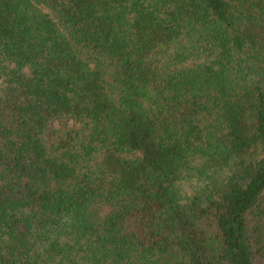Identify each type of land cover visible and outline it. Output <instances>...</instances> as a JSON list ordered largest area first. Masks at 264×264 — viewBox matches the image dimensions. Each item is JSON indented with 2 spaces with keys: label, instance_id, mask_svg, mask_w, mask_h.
Instances as JSON below:
<instances>
[{
  "label": "trees",
  "instance_id": "obj_1",
  "mask_svg": "<svg viewBox=\"0 0 264 264\" xmlns=\"http://www.w3.org/2000/svg\"><path fill=\"white\" fill-rule=\"evenodd\" d=\"M0 264H264V0H0Z\"/></svg>",
  "mask_w": 264,
  "mask_h": 264
},
{
  "label": "rangeland",
  "instance_id": "obj_2",
  "mask_svg": "<svg viewBox=\"0 0 264 264\" xmlns=\"http://www.w3.org/2000/svg\"><path fill=\"white\" fill-rule=\"evenodd\" d=\"M63 125L68 126V127H71V126H73L74 124H73V122H71L70 120L63 119V120H60V121L54 122V123L52 124V128H59V127H61V126H63Z\"/></svg>",
  "mask_w": 264,
  "mask_h": 264
}]
</instances>
